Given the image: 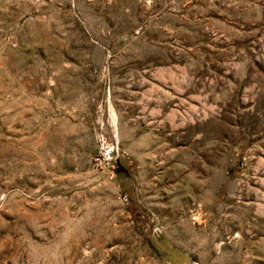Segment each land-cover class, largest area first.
Returning a JSON list of instances; mask_svg holds the SVG:
<instances>
[{
    "label": "rangeland",
    "instance_id": "obj_1",
    "mask_svg": "<svg viewBox=\"0 0 264 264\" xmlns=\"http://www.w3.org/2000/svg\"><path fill=\"white\" fill-rule=\"evenodd\" d=\"M0 264H264V0H0Z\"/></svg>",
    "mask_w": 264,
    "mask_h": 264
},
{
    "label": "trees",
    "instance_id": "obj_2",
    "mask_svg": "<svg viewBox=\"0 0 264 264\" xmlns=\"http://www.w3.org/2000/svg\"><path fill=\"white\" fill-rule=\"evenodd\" d=\"M175 249V251H178V252H180L179 250H177L176 248H174Z\"/></svg>",
    "mask_w": 264,
    "mask_h": 264
}]
</instances>
